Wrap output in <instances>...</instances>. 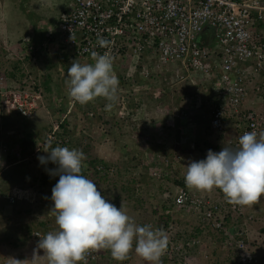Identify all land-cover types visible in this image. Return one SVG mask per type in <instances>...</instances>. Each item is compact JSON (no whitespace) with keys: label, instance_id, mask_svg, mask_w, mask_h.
Returning a JSON list of instances; mask_svg holds the SVG:
<instances>
[{"label":"clouds","instance_id":"obj_1","mask_svg":"<svg viewBox=\"0 0 264 264\" xmlns=\"http://www.w3.org/2000/svg\"><path fill=\"white\" fill-rule=\"evenodd\" d=\"M35 24V27L30 26V34L27 33L20 39L19 45L22 46V49H25L26 43H24V40L28 39L27 43L34 46L36 44V36H38L41 42L37 43L36 47L43 50L40 51L37 62L44 61L43 59L41 60V56L43 55H50L49 59L51 60V55L55 51H59L60 49L67 50L56 39H47V29L50 28L53 32H56L57 24L54 25L50 22L41 23L37 19L35 20ZM34 35H36L35 38ZM98 44L101 48H107L110 45V41L100 37L98 38ZM67 51L71 55L70 51ZM92 59L94 61H91L92 63L81 64L77 62L82 61L79 59L72 62L67 70L68 79H66V85L68 89L64 85V90L59 89V91L49 95L54 102L52 109L46 104H43L44 108L38 105V108L33 111L30 118H24L16 112L6 114L0 111V184L6 171L16 168L19 171L15 173L16 176H20L18 178L22 182L24 179V182L27 184V186L21 184L18 186L11 185L0 196V207L2 206V201L6 200L2 206V213L7 214V209L15 206L16 202L26 203L28 206L37 202L39 207L37 211L32 213L33 216H36L35 228H37L36 226L41 221L48 223L47 227L56 228L57 226L58 228L56 231L48 232L45 236L39 230L32 231L25 243H21L24 246L25 244L29 245L31 242L32 246H36L31 260H21L23 257L20 253L17 255L19 258L22 257L20 260L9 257L6 259L8 264H37L41 259H46L47 264H81V262L86 264V257L90 252L102 249L110 251L112 258L118 262L127 260L129 254L134 249V253L145 261L146 264H162V257L166 258L164 255L169 245V238L164 228L169 224H172L174 230L171 238L184 241L195 239L199 242L189 248L182 247L174 254L182 256L181 258L184 259L182 264H207L210 250L207 247L206 239H200L199 237L184 239L177 234V230L182 227L187 230L191 229L188 226V221L193 220V225H197L196 218L191 217L192 220H186V216L179 217L178 211L170 204L171 208L169 210L158 212L157 216L153 219L155 220L154 225H137L133 217H130L122 207H117L114 203L105 199L96 184L92 181L90 173L82 175L83 170L90 171L88 169L89 166L85 164L87 157L82 149L89 145L94 155L93 147L95 145L91 146L88 142L84 145L80 144L79 140L85 139V135L83 136V132L78 134L74 131L81 132V125L91 121L86 126L89 134L92 135L90 139L93 138L92 140L96 144L99 142L97 140L99 137H95L93 134H97L99 131L104 133V126L97 119V116L101 115L104 118L105 114H103V111L112 110V107L118 105L117 100L124 98L127 101L131 92H134L131 89L133 83L140 84V88L136 89L138 91L137 95L143 91L145 97H147L149 96L148 92H150L151 98L155 100L161 99L158 94L159 92L162 94L161 91L163 90L162 85L157 84V79H159L158 77H160L162 71L154 75L152 84L142 79L140 75L143 67L150 65V58L148 56H143L139 60L128 57L124 62H121L124 65L129 61L134 62V72L136 75L133 76L129 75L128 70H124V72L118 71L117 65L120 63L113 67V58L107 52L103 55L93 52ZM56 60L60 62L58 58ZM22 66L24 65L22 64ZM4 71L6 70H0V78L3 79V83L9 85L21 82L25 75V73H20V71L17 73L18 69L14 68L13 65L11 69L6 71V77ZM15 74L18 75V79H16ZM30 75L36 80L35 74L34 76L30 72ZM174 76L172 79H165L167 80V88L174 89L177 87L176 89H178L181 81H177ZM128 80L130 81L128 82ZM134 93L131 95L137 97ZM167 94V98L173 97L171 93L168 92ZM69 96L76 102L75 104H70ZM140 97L141 95L137 97L139 100L137 104L138 107H141L140 110H144V113L139 118H136L135 114L132 115L129 112H124L123 115L118 114V116L108 112L107 114L110 115L105 120H120L128 116L131 118V122L136 123L138 120L141 123L146 122L147 109H149L148 101H144ZM97 98L105 100L101 105H98ZM59 99L67 100L65 111L62 114L60 112ZM182 99L188 105L192 103V99L184 97ZM89 102L94 105L90 110H88V105L85 108L78 109L77 105H85ZM102 107L103 111L101 110ZM81 111L83 112L82 114L80 113ZM160 112L163 113L164 111L159 109V112L157 110L156 114L158 115ZM90 113H92V117H89ZM58 114H61V117H63V121L60 123V134L70 138L69 148L45 145L47 140L46 135L52 127L51 122ZM176 115L174 117H177ZM39 116H44V121H42L40 126L36 127V118ZM70 118H76V122L72 123V119ZM7 122L12 126L10 129L7 128L9 125ZM93 125L96 127L91 128ZM62 127H65V132H63ZM155 127V125L152 128L149 126L148 129L152 132ZM33 128H35V132H33ZM41 129L43 131L39 133ZM104 138L106 141H102V144H107V146L113 148L114 144L108 141L105 133L104 136H101V139ZM161 145L164 146L167 154L163 152L154 155L151 159L154 162V166H149L151 167L149 177L159 178L166 169L168 171L165 177H167L169 171L173 170L176 165L181 175L176 172L177 176L173 179L176 182L185 180L182 186L177 183L175 184V182L173 183V179L168 177L171 179L172 184L163 194L165 200L169 201V199L165 198V194L168 192L173 195L178 187H186L188 190H195L203 195L210 194L213 189H219L229 204L239 206L256 205L259 203L260 198L264 197V132H260L259 134L255 131L245 132L239 137V146L236 148L223 146L222 150L217 153L208 150L206 159L200 161L190 160L188 162L187 166H185L186 174L183 172V162H185V159L182 157L184 154L178 156L177 151L174 149V146H179V143L173 144L171 142V144L167 145L164 141ZM187 146L191 151L196 149V144L193 142H190ZM109 152L110 159L105 158L102 161L113 160L112 154L114 155V153L112 150H109ZM100 157L102 156H98L97 158ZM33 165L41 169L39 173H28L32 170ZM100 166L97 165V168ZM167 166L169 167L166 168ZM153 172H155V175H152ZM43 178L48 179L49 182L44 183ZM20 180L18 182H21ZM30 185H34V187L31 188ZM10 197L14 198L13 203L9 201ZM153 205L155 207L156 203L154 202ZM31 208L29 206L26 212L29 213ZM169 212L172 213L169 214ZM246 213L253 216L257 222L255 214L252 215L247 211ZM161 215L163 219L170 216L173 223L163 226L162 221H158V217ZM174 215H178L180 222H175L176 218ZM158 224L160 228L157 227ZM253 225L249 229L251 237L255 236L254 227L257 224ZM262 231L264 232V228L257 232L263 235ZM38 235L41 238L39 241H35ZM229 243L231 244V242H227L226 247L221 249L224 251L225 258L229 257L228 252L231 250L232 255H234L232 259L236 260L235 252L231 248V245L229 246ZM0 244L10 250L21 248L19 244L12 247L7 241H0ZM40 250L43 251V256L37 254ZM190 251H193V253ZM97 253L100 255V260L97 264L110 263L108 255L104 254V252L103 254ZM26 254L30 256L29 253ZM132 260H134V257ZM174 263L179 264L176 260H174ZM164 264H169L167 258ZM212 264H216L215 261Z\"/></svg>","mask_w":264,"mask_h":264},{"label":"built area","instance_id":"obj_2","mask_svg":"<svg viewBox=\"0 0 264 264\" xmlns=\"http://www.w3.org/2000/svg\"><path fill=\"white\" fill-rule=\"evenodd\" d=\"M71 6L60 13L56 32L47 29V39L59 41L76 59L94 62L93 52H107L115 67L128 57L139 60L148 56L150 65H145L140 75L149 84L163 68L177 65L181 69L175 72L177 81L197 75L213 85L209 126L218 133L228 125L235 131L225 139L224 146L238 147L239 137L245 132H264V0H72ZM100 37L110 41L107 48L99 46ZM27 41L19 57L24 66L37 62L43 50ZM24 70L23 80L14 85L0 78V111L30 118L38 105H44L35 79ZM138 102L131 94L127 101L120 99L117 114L129 112L139 118L144 110L139 109ZM75 103L70 97V104ZM62 121L59 114L54 117L46 146L69 148L70 138L60 134ZM165 198L179 217L196 218L202 227L222 229L224 218H229L238 226L229 235V246L238 263L263 264L259 247L264 245V235L255 232V238L250 236L249 229L256 220L246 213L247 206L229 204L219 189L203 195L178 187L173 195L167 192ZM9 201L13 203L14 198ZM164 231L169 238L164 255L169 264H175L173 256L179 249L199 243L171 238L172 224ZM40 238L38 235L35 241ZM99 256L97 251L90 252L86 264H97Z\"/></svg>","mask_w":264,"mask_h":264},{"label":"trees","instance_id":"obj_3","mask_svg":"<svg viewBox=\"0 0 264 264\" xmlns=\"http://www.w3.org/2000/svg\"><path fill=\"white\" fill-rule=\"evenodd\" d=\"M35 36L36 35H34V38ZM39 42H41V39L36 36L35 43L37 44ZM36 44H34V46H37ZM50 67H53V65L50 64ZM47 69L49 70V67H47ZM51 83L52 79L49 75L46 81L43 82V85L46 90H48V92L51 91ZM66 89H68L67 85ZM66 102L67 100L65 99H59L61 114L65 111ZM43 104L48 105L50 109L54 107V102L49 96L43 101ZM87 105L88 110H90V108H93L94 106L93 104H91V102H89L85 105H77V107L78 109H82ZM150 108L147 109V112H150L152 110ZM139 109H141V107H139ZM108 112L109 111H103V114L106 115ZM61 114L59 116H61ZM97 119L102 122V125L104 126L103 131L107 136L108 141L114 144L113 149L117 153H120V157L117 158V160L113 161H97L96 159H91L90 157L93 156V151L92 148L87 145L82 149V151L87 157V162L85 164L89 166L88 169L90 171L83 170L82 175H84L85 173H90V175L92 176V181L96 184L98 190L102 193L105 199H108L117 207H122L129 216L133 217V220L137 225H139L142 218L145 219L147 217L145 216V214L149 213L153 216L158 214L157 210L154 209V205L152 206L154 202L156 203L155 207H161L163 211L169 210V208H171V205L169 201L165 200L163 197L164 192L168 190V188L164 185L166 184V182H171V179L165 177L168 170L166 169L164 172H162V175L159 178L149 177L151 168L149 166H154V162L151 159L158 153H166V149L164 148V146L157 145L153 142V139L150 135V130L148 129V127H146L147 123L143 122L142 126L138 128L135 127L136 125H131V118L128 116L120 120H105L103 116L100 115L97 116ZM62 129L63 132H65V127H62ZM131 134H140V137H142L145 141L144 148L140 149L137 152H134L126 147L128 145L122 144L123 139L126 140L127 137L131 136ZM174 149L175 151H177L178 156L190 150L189 148L183 149L182 147L177 145L174 146ZM172 151L174 150L172 149ZM121 158L123 159L121 160ZM204 159H206V157ZM97 165L101 166L97 168ZM168 167L169 166H167L166 168ZM16 170H18V168L6 171L3 177V181L0 184V196L5 191H7V189L11 185H14L15 181H19L18 177L16 178L15 176V173H17L15 172ZM122 178H124V182ZM43 179L44 183L49 182L48 179ZM184 181V179L177 182L175 181V179L172 180L173 183L175 182V184L177 183L182 186L184 185ZM159 189H161V191H158ZM4 202H6V200H4ZM4 202L2 201V206ZM174 216L176 218L175 222H180L178 215ZM224 220L225 223L222 229H212L209 226L202 227L200 221L197 220V225L192 226L190 230L182 227L177 230V234L184 239H190L189 237H199L200 239H206L207 247L210 250L207 264H212L214 261L216 264H240L237 260L232 259L234 255H232L231 250L228 252L229 257L225 258L224 251L221 249H224L226 247L227 242H232L229 235L232 234L234 232V229L238 227L236 226V223H232L231 221H229V218H224ZM158 221H162L163 226L167 225L168 223H173L170 216H167L166 219H163L161 215L160 217H158ZM47 226L48 223H43V221H41V223L36 226L37 228H26V240L34 230H39L45 236L48 232L56 231L58 229L57 226L56 228ZM159 226L160 225L158 224L157 227L160 228ZM190 231L191 233H189ZM6 240L10 246H17L16 241L9 242L8 237H6ZM219 243L221 244V246ZM133 251L129 254L128 259L123 262L114 260L110 254V251L106 249H102L97 252L102 254L104 252V254L108 255L110 262L109 264H128L133 259ZM190 252L193 253V251ZM181 257V255H174L173 259L178 261L179 264H182L184 259ZM165 261L166 258L162 257V264H164ZM142 263L146 264L145 261H142ZM81 264H84V262H81Z\"/></svg>","mask_w":264,"mask_h":264},{"label":"rangeland","instance_id":"obj_4","mask_svg":"<svg viewBox=\"0 0 264 264\" xmlns=\"http://www.w3.org/2000/svg\"><path fill=\"white\" fill-rule=\"evenodd\" d=\"M71 2L72 0H0V33H1L0 34V49H1L0 53L1 52L5 53V55H3L2 53L0 54V68L7 71L8 69H11V66L13 65L14 68L16 67V69H18L17 73H19V71L20 73L21 72L25 73L24 69H27L29 70V73L31 72L33 75L35 74L36 76L35 75L34 76L36 77V80H35L36 89H38V92L41 94L42 100H45L49 96L48 91L46 90V88L44 87L42 83L44 77L42 73L43 71L40 69L43 63L35 62L34 64L29 63L28 65L22 66L23 63L18 60L20 57L19 56L20 54L17 53L16 50H11L7 53V49H9V46L11 44L17 45L16 39H20L22 37V35L21 37H18L20 33L25 34V35L27 33L30 34L31 32L30 26L31 27L36 26L35 24L36 19L40 20L41 23L50 22L51 24H54V25L57 24L59 15L64 10V8L70 9L72 7ZM124 67H126L124 63H120L117 65V69L120 72H124ZM170 67L171 66H169L168 69L171 71ZM6 71H4L5 77L7 76ZM15 76H16V79L19 78L18 75L15 74ZM15 83H18V82H15ZM163 83H166V80ZM164 87L167 89L166 86ZM148 93H149V96L147 97H145V94L143 95L145 97L144 101L146 100L148 101V108L151 107L150 109L152 110L148 112L146 115V119H147V121L145 122L147 123L146 127L151 126L152 128L154 125L156 126L154 131L150 132L151 133L150 135L154 143H156L157 145H161V143H164L165 141V143L169 145L171 144L172 142L171 140H173V137L176 136L174 135L172 137V134L171 132L169 133V130H171L175 126V122L178 124V120L180 118L179 114L176 115L177 117H172L173 115H171V113L173 110H171V105L169 104L170 101L168 100L166 102L165 99H156V100L152 99L151 98L152 96H150L151 93L150 92ZM96 100L98 101V105H101L105 99L97 98ZM159 109L164 112L163 113L160 112L157 115L156 111L158 110L159 112ZM80 113L82 114L83 112L81 111ZM149 114L150 116H148ZM42 121H44V116L37 117L36 124H35L36 127L40 126ZM139 121L140 120H138L136 123L131 122L132 123L131 125L132 126L136 125L135 127L140 128L142 126V123ZM75 122H76V118H73L72 123H75ZM71 126L74 127L73 125ZM80 129H81V132L77 131L76 133L79 134L83 132V134L85 135V139L82 138L81 140H79V143L84 145L88 142L92 146L93 144L91 142H93L92 140L93 138L90 139L91 138L90 136L92 135L89 134L86 124L83 123ZM32 130L33 132H35L34 131L35 128H33ZM42 131L43 129L39 130V133H41ZM93 136L101 137V136H104V133L102 131H99L97 134L96 133L93 134ZM123 141H124L122 142L123 145H128L126 147L129 148L131 151L137 152L140 149L144 148L145 141L142 137H140V134H131L130 137H127L126 140L123 139ZM95 145L96 146L93 147L95 154L90 157L91 159H96L97 161H102L105 158L110 159L109 152H108L109 149L112 150V152L114 153V155L112 154L113 160H117V158L120 157L119 155L120 153H117L116 151H114V149L111 146H110L111 148L105 149L107 145L102 144V142H97ZM102 145L104 146V148L100 147ZM98 156H102V157L97 158ZM123 158H121V160ZM32 167H33L31 168L32 170L28 172L29 174L31 173L37 174L41 170L36 165H33ZM15 172H19V171L16 170ZM176 172H178V169H177V166L175 165L173 170L169 171L167 177L173 179L174 177L177 176ZM178 173L179 175H181V172H178ZM17 177H20V176H16V178ZM22 178H24V176H22ZM122 180L124 182V178H122ZM20 184L23 186H27V184L24 182V179H23V182L22 181L18 182L17 180L14 183V185H17V186ZM30 187L33 188L34 185H30ZM259 202H260L259 203L260 205L258 207V210L264 209V197H261ZM16 203L17 204L13 206L11 209H7V214H3L2 213L3 207H0V241H7L6 237L9 238V242L16 241L17 244L21 246L20 253L23 257V259H21L22 257L21 258L18 257V259L19 260L20 259L30 260L31 259L30 256L24 253L25 252L24 250L31 248L32 246L31 242L29 243L28 247H26V244L23 246L21 243L24 244L26 241V228L35 227L34 223L36 222V219H35L36 216H33L32 213L37 211L39 204L37 202L36 203L34 202L35 204H29V206L32 208H31V211L27 213L26 209H28L29 206L26 203H19V202H16ZM40 213H43V212H40ZM262 215L264 217V212ZM259 224L260 225L257 224V226L254 227L256 233H258L257 231H259L260 229L264 228V221L261 220V223ZM8 248H10V246H8ZM35 248L36 246H33L30 250L33 251ZM259 249H260V253L264 255V245H260ZM6 252L7 254H14L16 250L12 249ZM31 254L33 255V253ZM263 259H264V256H263ZM0 264H1V261H0ZM6 264H8L7 261H6Z\"/></svg>","mask_w":264,"mask_h":264},{"label":"crops","instance_id":"obj_5","mask_svg":"<svg viewBox=\"0 0 264 264\" xmlns=\"http://www.w3.org/2000/svg\"><path fill=\"white\" fill-rule=\"evenodd\" d=\"M21 35H22V37H21ZM23 35H25V34L20 33L18 37L23 38L24 37ZM20 39H16V42L18 43L17 45L11 44L9 46V49H7V53L11 50H16V52L19 54L21 53L22 46L19 45ZM203 39L207 40V37L205 36ZM1 53L3 55H5V53H3V52H1ZM49 56L50 55L41 56V60L43 59L44 61H42L43 65L41 64L42 67L40 70L43 71L42 73L44 75L42 83L44 81H46V79L49 75H50V78L52 79L51 91L48 92V95H52V93L59 91V89L62 90L65 87L64 85H66V79H68L67 70L71 66L72 62L76 59L71 57V55L69 54V52L66 49H60L59 51H55V53L51 55L52 56L51 60L49 59ZM56 58H58L60 60V62H58L56 60ZM77 62H79L81 64L92 63L89 60H82V61H77ZM50 64H52L53 67H50ZM55 65H56V68H55ZM47 67H49V70L47 69ZM168 68L169 67H166L162 70L160 77H158L159 79H157V84L162 85V87H163V90L161 91L162 94L160 92L158 94L161 97V99H165L166 102L168 100L170 101L169 104L171 105V110H173L171 113V115H173L172 117H174L176 114H179V117H180L178 120V124L175 122V126L174 127L172 126L173 128L171 130H169V133L171 132L172 137L174 135H176L175 136L176 138L173 137V140H171V141L173 142V144L176 142L179 143V146L182 147L183 149H186L188 147L187 145L190 142H193L196 144V149H194L192 151L189 150L186 153L185 152L182 153V154H184L182 158L185 159V162H183V168H184L183 172L186 174L185 166H187V164L190 160L191 161H200V160L204 159L207 155L208 150H212L214 153L221 151L222 147L224 146V143H223L224 139L234 135L235 131L230 125H228L226 127V129L223 133H216L215 131H213L209 127V122H210L209 109L213 103V99L215 96V90H214L213 85L207 84L201 76L198 77L197 75H191L189 78H187L186 80L182 81L179 84L178 89H176L177 87L174 89H170V87H169V88H167L168 89L167 90L164 87L167 84L163 83L165 81V79L166 78L172 79L173 76L176 74L175 72L181 71V69L177 65H171V67H170L171 71ZM124 70H128L129 75H131V76L136 75L134 72V70H135L134 62L129 61L126 64V67H124ZM139 85H140L139 83L138 84L133 83V87H131L132 91L135 92V93L134 92L133 93L136 95L138 94V91L136 89L140 88ZM168 92L171 93L173 95V97L167 98ZM133 93L131 92V94H133ZM144 94L145 93L143 91L140 92V94H139V95H141L140 98L143 100H145V97L143 96ZM166 94H167V96H166ZM139 95H137V97ZM182 97L192 99V103L190 105H188L185 102V100L182 99ZM165 100H164V102H165ZM109 113L113 114V115L115 114L116 116H118L117 113H119V112L117 110V107L114 106V107H112V110H109ZM110 114H106L105 115L106 117L104 116V119H107L108 115H110ZM90 123H91V121L89 123H86V125H89ZM8 124L9 125L7 126V128L10 129L12 126L10 123H8ZM94 127H96V126L93 125L91 128H94ZM36 129H40V128H36ZM74 132H77V131H74ZM83 136H84V134H83ZM97 140L99 142L105 141L104 139H101V137H99ZM91 143L93 145H95L94 142H91ZM105 145H107V144H105ZM100 147L104 148L103 145ZM108 148H111V147L106 146L105 149H108ZM109 150H108V152H109ZM109 155H110V152H109ZM171 184H172V182H166V184L164 186L169 188V187H171ZM158 191H161V189H159ZM259 203H257L256 205H253V206H247V209H246L248 213H251L252 215L255 214V217H257L256 224H258V225H260L259 223H261V220L264 221V217L262 215L264 212V209L258 210V207L260 205ZM154 209H156L157 212L162 211L161 207H154ZM257 215H259V216H257ZM152 216L153 215H150L148 213L147 217L145 219L140 218L141 221H140L139 225H141V226H143L144 224L154 225L155 220H153V219L157 215H155L153 217ZM130 217H132V216H130ZM192 222L193 221H188V226L190 228H192V226H194ZM262 233H264V232L262 231ZM28 246L29 245H26V247H28ZM32 247L33 246H31V248ZM20 249L21 248L15 249L16 252H14V254H7L6 251H10V249L4 248V245L0 244V261H1V264H6V261H7L6 259H8L9 257L18 259L17 255L20 254ZM30 249L28 248V249L24 250L25 251L24 253H29L30 258H32L33 255L31 253H33L34 250L31 251ZM133 253H134V251H133ZM37 254L40 256H43L44 253L42 250H40ZM133 255H134L133 256L134 260H132L128 264H143L142 263L143 260L141 261V258L139 256H137L135 253ZM37 264H47V261H46V259H41L37 262Z\"/></svg>","mask_w":264,"mask_h":264},{"label":"flooded vegetation","instance_id":"obj_6","mask_svg":"<svg viewBox=\"0 0 264 264\" xmlns=\"http://www.w3.org/2000/svg\"><path fill=\"white\" fill-rule=\"evenodd\" d=\"M119 102V100H117ZM105 107V106H104Z\"/></svg>","mask_w":264,"mask_h":264}]
</instances>
